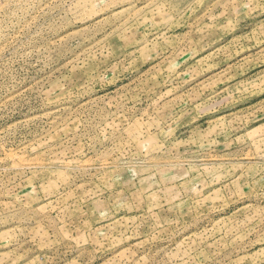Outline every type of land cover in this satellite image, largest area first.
Masks as SVG:
<instances>
[{
    "label": "rangeland",
    "instance_id": "374dc122",
    "mask_svg": "<svg viewBox=\"0 0 264 264\" xmlns=\"http://www.w3.org/2000/svg\"><path fill=\"white\" fill-rule=\"evenodd\" d=\"M0 264H264V0H0Z\"/></svg>",
    "mask_w": 264,
    "mask_h": 264
}]
</instances>
